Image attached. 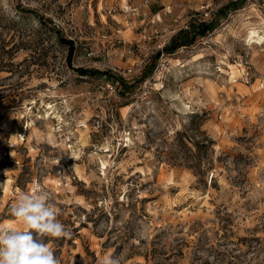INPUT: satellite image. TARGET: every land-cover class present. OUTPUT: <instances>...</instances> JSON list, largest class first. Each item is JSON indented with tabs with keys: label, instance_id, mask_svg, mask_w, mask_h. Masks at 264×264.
<instances>
[{
	"label": "rangeland",
	"instance_id": "obj_1",
	"mask_svg": "<svg viewBox=\"0 0 264 264\" xmlns=\"http://www.w3.org/2000/svg\"><path fill=\"white\" fill-rule=\"evenodd\" d=\"M236 1L0 0V227L39 185L61 264H264V0Z\"/></svg>",
	"mask_w": 264,
	"mask_h": 264
},
{
	"label": "clouds",
	"instance_id": "obj_2",
	"mask_svg": "<svg viewBox=\"0 0 264 264\" xmlns=\"http://www.w3.org/2000/svg\"><path fill=\"white\" fill-rule=\"evenodd\" d=\"M10 214L19 227H0V264H61L49 240L70 238L71 231L58 219L60 213L49 191L39 185L21 191ZM102 264H120V259L106 256Z\"/></svg>",
	"mask_w": 264,
	"mask_h": 264
},
{
	"label": "trees",
	"instance_id": "obj_3",
	"mask_svg": "<svg viewBox=\"0 0 264 264\" xmlns=\"http://www.w3.org/2000/svg\"><path fill=\"white\" fill-rule=\"evenodd\" d=\"M15 3H17L18 0H13ZM247 0H237L236 2H232L230 4V7H240L242 5L245 4ZM17 9L25 14H33L34 11L31 9H26L24 7H22L21 5H18L17 3ZM228 9V8H227ZM213 30L212 27H210L209 25H202L201 27L198 28L197 31V35L200 36H204L206 34H208L209 32H211ZM58 35V39L59 42L66 46L68 48V57H67V65L68 67H70L71 69H73L76 73L80 74L81 76H87V75H92L97 73L95 70H86V69H82V68H74L73 67V57H74V52H75V46L74 43L72 41L67 40L65 37H63L60 33V31L56 32ZM195 38L190 36V33L188 31H181V33L172 41V43L170 44V46L166 47L165 51L166 53L169 52H173L176 49L180 48V47H184V46H189L192 45L194 43ZM122 85H125L124 80L122 79ZM210 144L213 146L214 145V141L212 139H210ZM197 147H200V142L196 143Z\"/></svg>",
	"mask_w": 264,
	"mask_h": 264
},
{
	"label": "bare ground",
	"instance_id": "obj_4",
	"mask_svg": "<svg viewBox=\"0 0 264 264\" xmlns=\"http://www.w3.org/2000/svg\"><path fill=\"white\" fill-rule=\"evenodd\" d=\"M248 38H249L251 43L264 44V35L260 34L258 30L252 31ZM234 74H236V73H234ZM2 185L6 186V183H3Z\"/></svg>",
	"mask_w": 264,
	"mask_h": 264
}]
</instances>
